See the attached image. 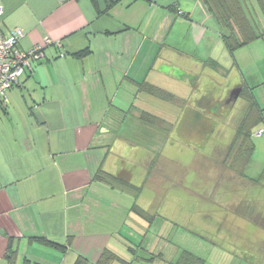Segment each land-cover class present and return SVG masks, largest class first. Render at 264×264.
<instances>
[{
  "label": "crops",
  "instance_id": "0c3cea01",
  "mask_svg": "<svg viewBox=\"0 0 264 264\" xmlns=\"http://www.w3.org/2000/svg\"><path fill=\"white\" fill-rule=\"evenodd\" d=\"M237 1L256 38L232 53L204 0H0V27L24 30L22 49L53 42L0 104V264H167L148 258L157 218L144 194L164 176L144 156L179 163L169 147L193 164L239 102L214 167L235 186L263 183L264 7ZM247 199L233 209L260 225Z\"/></svg>",
  "mask_w": 264,
  "mask_h": 264
},
{
  "label": "rangeland",
  "instance_id": "374dc122",
  "mask_svg": "<svg viewBox=\"0 0 264 264\" xmlns=\"http://www.w3.org/2000/svg\"><path fill=\"white\" fill-rule=\"evenodd\" d=\"M244 108L239 102L230 119L220 126L221 136L217 135L206 151H200L193 164L189 163V153L169 147L164 156L171 155L179 163L144 156L146 162L153 157V164L158 161L165 171L157 172L164 176L161 188L159 182L156 186L161 194L150 190L144 194L146 203L152 204L151 214L157 218L147 243L151 248L148 258L167 264L178 259L182 264H248L244 252L255 257L254 264H264V228L233 209L248 198L256 210L264 212V181L259 186H235L227 175L220 177L222 168L214 167L234 141ZM254 138L257 136L253 133L251 140L256 145ZM257 148L253 163L260 175L264 170V146ZM144 174L145 170H140L139 177L143 179Z\"/></svg>",
  "mask_w": 264,
  "mask_h": 264
},
{
  "label": "built area",
  "instance_id": "2783aa9c",
  "mask_svg": "<svg viewBox=\"0 0 264 264\" xmlns=\"http://www.w3.org/2000/svg\"><path fill=\"white\" fill-rule=\"evenodd\" d=\"M0 14L2 7L0 6ZM26 32L20 28L5 31L0 27V104L7 99V92L16 87L23 73L31 70L32 62L44 58V49L53 42L47 39L44 44L35 45L29 49L20 47ZM61 47V43H57ZM261 130L257 135H261Z\"/></svg>",
  "mask_w": 264,
  "mask_h": 264
},
{
  "label": "trees",
  "instance_id": "16d2710c",
  "mask_svg": "<svg viewBox=\"0 0 264 264\" xmlns=\"http://www.w3.org/2000/svg\"><path fill=\"white\" fill-rule=\"evenodd\" d=\"M260 1L264 7V1ZM204 2L211 13L217 17L219 25L227 27L228 29L230 28L228 35H224V39L227 47L232 53L237 49L248 45L256 38V35L252 30L253 28L248 22L246 16L243 14V9L240 7L237 0H204ZM238 34H241L242 37L238 38ZM252 106H254V104ZM252 117L255 120L254 115L252 113H248L246 118L243 120L238 130L236 140H238L243 134L247 135L249 133V128H251L250 123L253 121L250 120ZM101 176L104 177L105 175H102V171L100 170L97 177L100 178ZM75 264H86V262L84 258L79 257Z\"/></svg>",
  "mask_w": 264,
  "mask_h": 264
},
{
  "label": "flooded vegetation",
  "instance_id": "af4514ba",
  "mask_svg": "<svg viewBox=\"0 0 264 264\" xmlns=\"http://www.w3.org/2000/svg\"><path fill=\"white\" fill-rule=\"evenodd\" d=\"M227 101H225L224 105L226 104ZM242 211L244 214L248 215L249 217L257 221V223L264 226V212H259L258 210H256L254 205L248 204L245 207H243ZM242 255L244 259L248 262V264H251L252 262H253L252 264H254L256 262L255 257H253L252 255L244 252L242 253Z\"/></svg>",
  "mask_w": 264,
  "mask_h": 264
},
{
  "label": "water",
  "instance_id": "95a60500",
  "mask_svg": "<svg viewBox=\"0 0 264 264\" xmlns=\"http://www.w3.org/2000/svg\"><path fill=\"white\" fill-rule=\"evenodd\" d=\"M241 90L242 89L238 87V88L233 89V91L230 92L229 99L226 102V107H232L235 104V102L237 101V99L239 98L241 94ZM219 107H221V105H218V108Z\"/></svg>",
  "mask_w": 264,
  "mask_h": 264
}]
</instances>
